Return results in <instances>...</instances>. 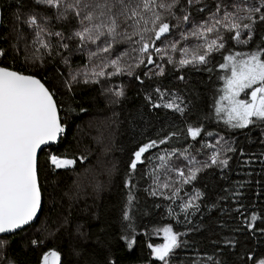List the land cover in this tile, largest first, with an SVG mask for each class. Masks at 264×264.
Instances as JSON below:
<instances>
[{
  "label": "snow or ice",
  "instance_id": "6c2138e0",
  "mask_svg": "<svg viewBox=\"0 0 264 264\" xmlns=\"http://www.w3.org/2000/svg\"><path fill=\"white\" fill-rule=\"evenodd\" d=\"M89 88L139 100L107 213L118 165L67 185L89 155L53 150ZM149 197L174 223L148 229ZM141 233L163 236L147 264H264V0H0V264H22L17 237L37 264H118Z\"/></svg>",
  "mask_w": 264,
  "mask_h": 264
},
{
  "label": "trees",
  "instance_id": "16d2710c",
  "mask_svg": "<svg viewBox=\"0 0 264 264\" xmlns=\"http://www.w3.org/2000/svg\"><path fill=\"white\" fill-rule=\"evenodd\" d=\"M10 2V0H9ZM235 50H246L243 48ZM222 62V61H221ZM217 71H221L217 68ZM221 74H223L221 72ZM192 78L194 81L207 82L208 76L206 73H192ZM213 84H206L203 88V92L206 97L210 98L211 90L217 87H222V81H217L215 75H213ZM128 100L124 104L123 112L119 106L109 105L105 98L99 94L98 90L92 88L83 90L78 99L81 101L82 106L87 110L86 112H77L73 117L72 121L69 123L65 135L63 136L59 147L53 146V150L56 154L66 155L69 158L79 156L82 152L89 155V160L85 161L83 164L77 162L75 170H67L64 172L63 179L66 181L67 185H71L73 180H80L87 183L91 179V173L87 172L86 169H92L94 166L97 173L102 172L105 167H109L112 163L118 165L119 173L114 174L109 181L106 175H97V178L104 182L106 185V190L102 193L103 209L105 213L107 210L112 208L118 200L120 199V179L119 175L124 171V161L127 158L126 151H120L121 147L125 149L129 145V126L127 123V116L129 113L135 111V108L139 105V100L135 93L129 90ZM113 107L115 111L120 113L118 120L119 123H113L116 117H113ZM79 126V127H77ZM216 127H223L222 123ZM215 130V129H212ZM247 135L255 136V133H246ZM110 136L113 141L114 151L110 154L105 155L101 150V145L96 143V138L98 136ZM241 142L246 143L243 139V135L240 137ZM253 152H259V147L255 145H248ZM87 148L93 149V153H88ZM43 158V153L41 154ZM257 172L259 171V161H254ZM64 171V170H60ZM234 178H238L234 174ZM254 192H258L259 188L253 189ZM146 205L144 212L148 213L145 217V223L149 230L152 227L162 228L168 223H174L171 221L162 209L152 208V198H147L143 201ZM107 219V215L105 217ZM41 219H43L41 217ZM40 220L36 222V226H39ZM115 225H113V230H115ZM24 234L21 233V236ZM193 239L198 241L202 240V235L195 234ZM16 243L13 244V248L17 250L18 255L21 258L22 264H37L38 253L34 251H28L25 248L26 241L16 238ZM148 242L160 243V239L156 234L150 236H145L143 233L138 237L137 243L134 245L132 250L121 246L116 251V256L118 259V264H147L149 258V250L146 247ZM53 245H49L52 247Z\"/></svg>",
  "mask_w": 264,
  "mask_h": 264
},
{
  "label": "rangeland",
  "instance_id": "374dc122",
  "mask_svg": "<svg viewBox=\"0 0 264 264\" xmlns=\"http://www.w3.org/2000/svg\"><path fill=\"white\" fill-rule=\"evenodd\" d=\"M108 167H109V164L107 165ZM79 180H80V178H79ZM168 217V216H167ZM169 218V217H168ZM170 219V218H169ZM158 237H159V239H160V243H163V236H162V234L161 235H157Z\"/></svg>",
  "mask_w": 264,
  "mask_h": 264
},
{
  "label": "water",
  "instance_id": "95a60500",
  "mask_svg": "<svg viewBox=\"0 0 264 264\" xmlns=\"http://www.w3.org/2000/svg\"><path fill=\"white\" fill-rule=\"evenodd\" d=\"M62 138H63V136L61 137V140H62ZM60 142H61V141H60ZM59 144H60V143H59ZM37 221H38V220H37ZM37 221H36V222H37Z\"/></svg>",
  "mask_w": 264,
  "mask_h": 264
}]
</instances>
